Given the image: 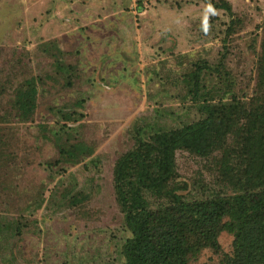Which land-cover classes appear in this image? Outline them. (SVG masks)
<instances>
[{"label":"rangeland","instance_id":"374dc122","mask_svg":"<svg viewBox=\"0 0 264 264\" xmlns=\"http://www.w3.org/2000/svg\"><path fill=\"white\" fill-rule=\"evenodd\" d=\"M227 1L241 22L229 36L230 16L203 0H0V264H126L118 159L202 120L205 97L251 103L259 91L264 0ZM33 79L36 108L22 118L17 95ZM60 146L88 150L64 159ZM221 155L177 151L186 200L236 194ZM145 197L152 210L169 203ZM218 241L190 264L233 253L232 233Z\"/></svg>","mask_w":264,"mask_h":264},{"label":"trees","instance_id":"16d2710c","mask_svg":"<svg viewBox=\"0 0 264 264\" xmlns=\"http://www.w3.org/2000/svg\"><path fill=\"white\" fill-rule=\"evenodd\" d=\"M224 10L231 21L227 35L236 32L240 20L227 0H203ZM57 68L63 67L57 64ZM259 91L251 103L234 99L214 104L204 98V118L177 130L156 133L139 140L135 149L122 155L114 169L117 200L131 232L124 246L126 264H190L202 249H220L223 231L234 235L233 253L219 264H264V38L258 60ZM202 67L193 76L199 94ZM20 92L17 107L22 118L36 108L35 80ZM213 149L222 155L219 178L236 194L213 203L191 202L179 193L176 153L188 150L207 157ZM82 146H60L64 159L87 151ZM169 201L163 208H148L145 192Z\"/></svg>","mask_w":264,"mask_h":264}]
</instances>
